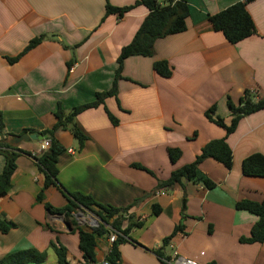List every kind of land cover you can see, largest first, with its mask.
Masks as SVG:
<instances>
[{
  "label": "crops",
  "instance_id": "1",
  "mask_svg": "<svg viewBox=\"0 0 264 264\" xmlns=\"http://www.w3.org/2000/svg\"><path fill=\"white\" fill-rule=\"evenodd\" d=\"M135 1L109 0L114 7ZM244 1L189 0L185 31L156 40L152 57L124 60L117 101L107 98L103 106L76 116L75 124L86 138L81 149L69 130L54 132L64 148L57 159L59 185L103 207L126 209L129 218L122 227L130 218L139 223L118 246L119 264H163L156 252L168 259L172 249L199 264H264V244L239 241L250 236L257 217L234 207L240 200L260 202L264 197V178L241 172L243 159L264 156V109L241 118L226 136L232 156L229 170L212 159L198 166L197 176L213 182L214 189L184 180L171 188L159 186L174 170L191 163L207 142L224 137V129L205 116L210 107H215L212 118L229 126L227 100L236 104L244 91L255 101L264 97V0L246 5L255 34L235 45L208 21V16ZM104 6V0H0L2 142L39 135L54 126L59 109L68 114L111 88L120 51L148 10L137 5L117 19L104 17ZM36 37H43L40 44L16 62L7 61ZM159 60L171 66L169 78L153 71V62ZM104 107L118 121L116 126ZM41 142L10 141L18 154L10 189L0 198V220L14 227L0 232V260L34 249L44 264H57L52 244L59 243L67 249L70 264H79L78 224L73 216L51 214L44 207L61 210L65 198L50 186L43 201H37L43 176L34 158L43 152ZM168 148L181 151L175 164L168 159ZM4 165L0 153V175ZM152 205L161 210L157 216ZM98 211L93 207L89 212ZM177 224L181 232L163 246L162 239ZM111 248L106 237L99 238L94 264L102 263Z\"/></svg>",
  "mask_w": 264,
  "mask_h": 264
},
{
  "label": "trees",
  "instance_id": "2",
  "mask_svg": "<svg viewBox=\"0 0 264 264\" xmlns=\"http://www.w3.org/2000/svg\"><path fill=\"white\" fill-rule=\"evenodd\" d=\"M104 1V17L114 15L117 19H121L128 11L137 5H142L147 8L148 14L139 26L131 42L120 51L111 88L106 92L97 93L92 102L74 107L68 114L59 109L55 113L56 122L54 126L49 130L38 133L48 138L49 146L46 151H43L42 154L34 158V160L43 176V186L40 194L37 196V201L42 202L44 190L50 186H54L59 190L67 202L66 206L61 210L52 209L48 204H44L45 209L49 213H64L67 217H71L72 214L79 209L91 211L93 207H97L99 211L96 214L100 216L104 224H108L109 219H112L116 214L126 212V209L103 207L95 203L90 197L80 193L67 192L59 185L56 178L57 159L64 148L54 138V132L59 129L69 130L76 140L78 148L81 149L86 138L75 124L76 116L85 110L103 106L107 98H114L117 101V82L121 78V69L124 60L131 56L152 57L156 40L185 31L186 20L189 16V0H137L133 4L123 7H114L110 4L109 0ZM253 1L254 0H245L244 2L235 3L214 15L208 16V21L213 30L220 32L228 44L235 45L255 34L252 18L246 9V5ZM42 39L43 37L33 38L17 57L8 58L7 61L9 63L16 62L20 56L40 44ZM152 69L156 75L162 78H169L172 75L171 66L164 60L153 62ZM226 104L232 115L229 126L224 125L221 119L212 118L215 111L214 106L210 107L205 113V116L210 122L224 129V137L207 142L191 163L174 170L166 181L160 183V187L171 188L175 184H181L184 180L194 184H201L205 189L212 190L215 188L213 182L197 176L198 166L205 159H212L227 170L231 168L232 156L225 142V138L234 131L241 118L264 109V97L255 101L253 95L249 91H244L236 104L232 103L230 100H227ZM104 111L110 123L116 126L118 121L105 107ZM3 125L0 112V136H2ZM24 132L32 133V131L29 130H25ZM12 138L13 137L9 139L8 143H4L0 140V153H3L5 158L4 169L0 175V198L8 193L10 189V176L15 169L14 160L18 153H15L13 149L14 146L10 143ZM167 156L169 161L175 164L181 157V151L178 148H168ZM241 172L244 176L264 178V156L261 154H252L243 159L241 163ZM234 207L236 211H244L257 217V222L251 228L250 236L248 238H240L239 241L245 244H264V197L260 202L243 199L236 202ZM151 210L152 214L155 216L161 212L157 205H152ZM122 221L121 218L113 219L111 227L113 230L126 237L133 227L139 226V223L134 221L133 218L129 219L125 227H122ZM13 227L14 225L12 223L0 220L1 233L4 234ZM181 230L182 225H175L171 234L162 239V245L167 246L168 242L177 233L181 232ZM74 231L78 236V250L81 254V262L79 264H94L96 261L95 248L97 240L102 237H107L108 230L101 224L92 230L76 226ZM124 242H126V239L121 236L117 237L116 241L112 244L110 252L105 258L108 264H119L120 254L118 246ZM52 248L57 259V264H70L67 259V249L64 246L59 243H54L52 244ZM156 254L163 260L162 254L159 251H157ZM0 264H44V259L41 253L34 249H30L12 253L2 258ZM208 264L215 263L210 262Z\"/></svg>",
  "mask_w": 264,
  "mask_h": 264
},
{
  "label": "built area",
  "instance_id": "3",
  "mask_svg": "<svg viewBox=\"0 0 264 264\" xmlns=\"http://www.w3.org/2000/svg\"><path fill=\"white\" fill-rule=\"evenodd\" d=\"M49 146V142L44 140L39 144V150L41 151H45ZM73 219L76 221V223L78 224V227L80 228H85L88 230H92L93 228H97L99 225L103 224L104 227L108 230V234H107V242L112 245L118 236L123 237L124 239H126V236L121 235V233L113 230V228L111 227V223L110 224H104L101 219L93 212H89L88 210H82L79 209L77 210L75 213L72 214ZM115 218H121L122 220H124L125 222L128 220L129 216L125 213H119L116 214L113 219ZM163 263L165 264H199L194 260H191L189 258L180 256L177 251L175 249H172L171 255L169 256L168 259H163L162 260ZM100 264H108L106 260H103L102 263Z\"/></svg>",
  "mask_w": 264,
  "mask_h": 264
},
{
  "label": "water",
  "instance_id": "4",
  "mask_svg": "<svg viewBox=\"0 0 264 264\" xmlns=\"http://www.w3.org/2000/svg\"><path fill=\"white\" fill-rule=\"evenodd\" d=\"M44 141V140H47L46 137L44 136H40V135H23L21 137H18V138H13L12 139V143L13 144H17L21 141H24V142H29V141Z\"/></svg>",
  "mask_w": 264,
  "mask_h": 264
}]
</instances>
